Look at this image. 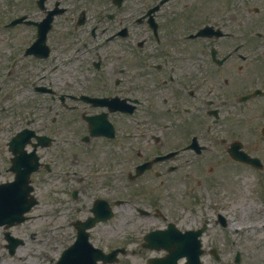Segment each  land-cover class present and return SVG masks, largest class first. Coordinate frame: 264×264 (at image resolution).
<instances>
[{"label":"flooded vegetation","instance_id":"1","mask_svg":"<svg viewBox=\"0 0 264 264\" xmlns=\"http://www.w3.org/2000/svg\"><path fill=\"white\" fill-rule=\"evenodd\" d=\"M33 6L11 25L0 3L1 182L20 167L44 184L88 159L86 188L103 179L120 195L124 183L140 204L160 202L176 179L198 200L224 198L231 170L264 181V0ZM36 94L50 102L42 117ZM36 134L50 145L36 149ZM213 223L226 226L218 213Z\"/></svg>","mask_w":264,"mask_h":264},{"label":"rangeland","instance_id":"2","mask_svg":"<svg viewBox=\"0 0 264 264\" xmlns=\"http://www.w3.org/2000/svg\"><path fill=\"white\" fill-rule=\"evenodd\" d=\"M2 2L0 0V3ZM21 4H23V0H13L12 3L15 6H20ZM21 9L17 10L20 11ZM88 161L89 159L84 167L82 162H80L83 169L92 166V163L88 164ZM235 173L233 170L229 173L228 182L232 181L231 186L227 187L224 184L222 188L225 194L224 203L226 209L232 215L231 220L236 222L242 219L244 221L257 220L261 215V211L264 210V203L262 202L263 198L259 197L256 182L250 172H248L249 175ZM49 180L52 181L51 184L46 182L36 188L39 195L38 204L29 214L31 218L23 225L9 230L12 236H17L23 241V244L16 249L13 255H8L3 248L5 241L3 240V230L0 229V264H22L25 256H32L34 253H36V264H55L60 252L71 242L73 231L68 226V221L75 217L71 215L73 212L71 209L74 207L78 209L87 207V204L91 203V197L89 196L91 190L87 189L84 194L80 192L76 201L70 198V192L64 196L52 197L51 193L63 188L64 184L51 178ZM122 185L127 187L126 184ZM123 186L121 188L122 191L125 189ZM69 189L71 190L70 187ZM100 194H106V190L104 188L100 189ZM121 195H125V193H121ZM182 195V188L176 179L168 196L161 197V199L170 210L175 213L183 212L181 214L189 216L188 208L195 201L192 198H183ZM260 195L264 197V191ZM56 197L58 199L55 200ZM173 204L177 206H173ZM184 208L186 210H183ZM115 211L114 218L95 227L91 234V242L104 251H109L116 247H125L127 250L136 249V253L133 251L132 253L119 256L118 262L114 264H146L144 258L146 253L140 250L141 240H130L133 237H140L141 232L144 231L133 230L134 224H138L141 221L130 215L132 213L129 212L130 210H128L126 205L122 207L116 206ZM259 212L260 214L258 215ZM82 213L84 214V209H82ZM60 226L62 227L61 231L56 232L57 227ZM131 231L135 232L131 233ZM30 232H33L32 237H30ZM243 232L244 230L240 229L239 233H234L233 231L227 233L229 239L239 241L242 248L237 249L243 255V264H264V229H259V232ZM214 236L220 237V234H215ZM206 239L209 240L208 235ZM235 250L228 251V257L231 254L233 256ZM230 264L233 263L231 262Z\"/></svg>","mask_w":264,"mask_h":264},{"label":"water","instance_id":"3","mask_svg":"<svg viewBox=\"0 0 264 264\" xmlns=\"http://www.w3.org/2000/svg\"><path fill=\"white\" fill-rule=\"evenodd\" d=\"M13 206H16V204H13ZM1 209H2V206L0 207V213H1ZM25 210H26V209H25ZM25 210H21V212H24ZM20 214H21V213H20ZM11 215H12V214H11ZM18 216H19V215H18ZM10 218H12V217H9V219H10ZM79 241H80V244L83 246V249L80 250L79 252H76V253L74 254V258H76V259L79 258V257H82V256L84 255L85 252L91 250L90 246L86 243V237H85V236L81 237ZM71 250H72V249L68 250V251L66 252V254H65L64 256H62L61 264H66V263H68L69 258H70V252H71ZM94 259H95V258L92 259V264H94Z\"/></svg>","mask_w":264,"mask_h":264},{"label":"bare ground","instance_id":"4","mask_svg":"<svg viewBox=\"0 0 264 264\" xmlns=\"http://www.w3.org/2000/svg\"><path fill=\"white\" fill-rule=\"evenodd\" d=\"M244 219L240 220L239 222L233 223L231 226L232 227H239L240 224H242ZM248 229L252 230L254 229V223L253 222H248ZM36 253H34L32 256H25L22 264H36Z\"/></svg>","mask_w":264,"mask_h":264}]
</instances>
